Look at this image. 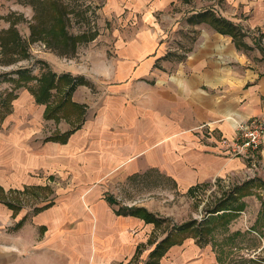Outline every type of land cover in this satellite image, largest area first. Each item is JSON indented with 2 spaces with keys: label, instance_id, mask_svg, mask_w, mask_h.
Listing matches in <instances>:
<instances>
[{
  "label": "crops",
  "instance_id": "0c3cea01",
  "mask_svg": "<svg viewBox=\"0 0 264 264\" xmlns=\"http://www.w3.org/2000/svg\"><path fill=\"white\" fill-rule=\"evenodd\" d=\"M237 1L246 4V19L235 8L231 16L213 7L193 12L211 10L239 30L221 33L209 22L194 23L198 35L186 57L176 64L167 60L170 72L159 67L158 51L149 54L140 40L118 42V56L94 70V78L67 72L86 82L71 90L66 114L61 110L59 120L51 119L65 117L73 125L78 112L81 120L57 132L71 131L66 140H45L66 147L57 158H69L68 165L54 170L72 182L32 181L29 143L18 148L12 139L0 138V264H151L157 246L173 233L162 231L164 217L147 205V196L177 188L195 197L200 189L234 181L253 167L264 180V138L255 157L233 155L230 148L239 121L264 118V0ZM255 30L261 39L251 35ZM88 78L111 81L92 109L79 98L92 86ZM71 107L77 112H69ZM248 181L236 191L239 201L253 196ZM117 187H127L141 201L122 205L112 193ZM32 191L33 206L27 204ZM136 208L160 221H146ZM228 211H207L212 225L197 236L178 233L179 242L161 247L157 264H225L218 252L222 244L207 235L219 220L228 225L237 218L222 216ZM250 219L263 223L261 215ZM236 228L230 241L244 236ZM251 258L247 262L261 264Z\"/></svg>",
  "mask_w": 264,
  "mask_h": 264
},
{
  "label": "rangeland",
  "instance_id": "374dc122",
  "mask_svg": "<svg viewBox=\"0 0 264 264\" xmlns=\"http://www.w3.org/2000/svg\"><path fill=\"white\" fill-rule=\"evenodd\" d=\"M236 1L231 4L226 0H191L189 3L182 0H0V117L4 115L3 119L0 118V138L12 139L18 148L29 143L32 150V181L36 179L53 184L72 182L70 177L57 175L59 172L54 170L58 164H61L59 167L68 165L66 163L70 161L69 158H59L60 161L57 158V154L63 153L66 147L46 142L45 139L75 125L79 118L81 120L82 113H78L73 107L68 110L71 113L77 112L73 125L65 117L59 122L46 119L43 115L44 105L35 99L34 89L38 88V78L43 73H55L53 75L58 79L67 72L94 78V70L101 69L105 60L111 61L118 56V42L135 40L145 43L148 48L146 51L153 56L158 51L159 67L170 72L166 68L167 60L176 64L186 57L198 35L193 29L197 22L192 23L191 20L193 16L197 18L193 12L213 7L218 12L231 16V13L238 10L237 15L246 19V4ZM59 15L64 19L59 20ZM60 23L66 25L68 37H78L76 42L71 38L68 42L63 41L61 36L59 40L54 39L50 32L32 33L34 29L59 28ZM258 30L251 35L261 39ZM110 70L113 72L115 66H111ZM22 75L31 77L25 78ZM97 78H88L92 86L88 92L79 95L80 99L86 101L89 109L93 108L92 105H97L94 101L108 87L107 82H111ZM68 87L70 83L61 92L54 89V99H62V93L68 91ZM90 93H94L95 97L88 96ZM3 99H6V105H1ZM250 171L231 182L216 181L208 190L200 189L197 197L175 190L177 188L162 189L149 198L147 196L145 202L148 201L147 205L152 211L164 217L161 218V227L166 234L177 232L181 225L187 224L181 222L188 219L195 220L192 222L195 225L193 229L198 227V231L199 228L202 230L209 224L212 225L208 223L212 215L208 216L207 211L213 210L218 204L220 207H228L231 211L227 214L237 215V218L228 225L221 224L219 220L213 233L207 235L215 245L216 242L222 244L218 252L225 256L224 263L254 264L251 258L253 256L261 260L254 262L264 264V252H255L264 244V180L258 177L257 168L253 167ZM250 177L254 179L252 183V180H246ZM247 181L250 182L248 187L254 188L251 190L253 196L245 197L247 201L244 198L239 201L241 185ZM115 190L108 192L115 193L122 205L141 201L139 197L131 195L127 187H117ZM32 193L33 191L30 193L31 200L27 202L31 206L36 202ZM24 197L28 198V194ZM237 198L238 201L235 200ZM255 215H261L262 225L253 224L250 218ZM236 227L244 231V236L230 241L228 235ZM134 232H138V229ZM188 234L198 235L193 232ZM249 259L252 262H247Z\"/></svg>",
  "mask_w": 264,
  "mask_h": 264
},
{
  "label": "trees",
  "instance_id": "16d2710c",
  "mask_svg": "<svg viewBox=\"0 0 264 264\" xmlns=\"http://www.w3.org/2000/svg\"><path fill=\"white\" fill-rule=\"evenodd\" d=\"M189 1V0H186ZM65 13H68V11H65ZM197 16L196 17H192V23L197 22H209L211 23L213 26H215V28L217 30H219L221 33H231V34H236V32L239 30V28H237V25H235L234 23H231L230 21L226 20V19H222L218 16H216V14L211 11V10H205L203 12H198L195 14ZM60 18L64 19L63 16H58V19L60 20ZM201 18V19H200ZM58 20V21H59ZM57 25V23H56ZM51 33L54 36V39L59 40V36H61L63 38V41H67L68 39L70 41L74 39V41L76 42L78 40V37H68V32L66 30V25L64 23H60L59 28H50L49 29H34L32 31V33H36V34H44V33ZM49 33V34H50ZM35 34V35H36ZM55 74V73H53ZM53 74H48V73H43L42 76L40 78H38L39 80V85L37 89H34L35 92V99L38 103H44L46 105L45 111H44V117L47 119H51L54 118L56 120L60 119V114L59 112L62 110L63 114H66L67 109H63L64 104L67 102V100L70 98V93L71 90L74 88V86H76L77 84H83L86 81H84V78L82 76H71L70 74H63L61 75L58 79H55V76ZM56 75V74H55ZM22 77H31L30 75H22ZM72 79H71V78ZM73 80V83H71V81ZM70 83V87H68V91L65 92L63 94L62 99H54V93L52 92L53 89H56L57 92H61L65 86L67 84ZM71 84H73L71 86ZM6 99H3L1 105H6ZM4 117V115H3ZM3 117L1 116L0 118L3 119ZM71 133V131H67L65 133H59L56 134L54 136L48 137L49 140H66L68 135ZM111 201L114 202V199L111 198ZM233 207H238V206H233ZM228 207H220V204H218V207H215L212 211L216 212L219 210H228ZM237 209V208H234ZM138 214H141L142 216L145 217L146 221L148 222H154L157 223L160 220L153 214L150 213L149 211H147L144 208H136L135 211ZM226 212V211H224ZM222 213V216H226L227 213ZM230 212V211H228ZM224 214V215H223ZM195 220H192L190 222H187V224L181 225L178 229L177 232L173 233V235L171 237H167L165 239H163V241L159 244V246H157L156 250L154 251V256L155 259L151 262V264H157L158 262V258H160V256H162L163 251L161 250L162 248H168L173 242H179V237L180 235H175L174 234H184L185 231L193 232L194 234H202V230L199 228V231L197 230L198 227L196 229L194 228V224L192 223Z\"/></svg>",
  "mask_w": 264,
  "mask_h": 264
},
{
  "label": "built area",
  "instance_id": "2783aa9c",
  "mask_svg": "<svg viewBox=\"0 0 264 264\" xmlns=\"http://www.w3.org/2000/svg\"><path fill=\"white\" fill-rule=\"evenodd\" d=\"M236 138L231 143L234 155L257 156L264 138V118L256 117L237 123Z\"/></svg>",
  "mask_w": 264,
  "mask_h": 264
}]
</instances>
